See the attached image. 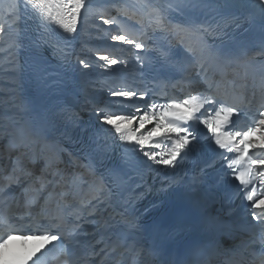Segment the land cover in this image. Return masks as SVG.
Listing matches in <instances>:
<instances>
[{
  "label": "snow or ice",
  "instance_id": "snow-or-ice-1",
  "mask_svg": "<svg viewBox=\"0 0 264 264\" xmlns=\"http://www.w3.org/2000/svg\"><path fill=\"white\" fill-rule=\"evenodd\" d=\"M87 0H16L14 8L8 14V19L15 15V21L11 25L0 22V35H4L9 27L16 29L17 39L13 40L11 47L20 48L19 42L20 21L22 12L31 10L33 15L38 12L42 21L58 25L64 33L74 34L78 30V22L83 19V13L87 11ZM226 7L236 8L244 20L253 21L259 19L264 24V0H164L160 9H154L156 13L155 28L176 37V43L184 48L185 56L191 61L184 65L173 61L174 67L186 72V78L192 76L195 70L196 76L203 84L207 85V94L201 99L200 95H191L181 102L175 100L163 106V110L157 112V105L150 106L152 114L144 111L139 115L141 108H136L131 114H111V110L96 108L95 111L103 124L110 126L114 136L126 145L131 146L133 152L142 153L149 161L156 165L174 167L177 157L181 156L190 144L196 141L194 131L190 129L189 122L197 121V113L205 105H219L215 108V116L201 119L199 123L205 124L213 134L215 145L227 153H235V158L230 159L224 153H220L221 160H227L228 169L235 173V179L240 182L241 192H247L243 199L247 200L251 219L259 225L257 232L250 233L247 238L234 241L229 225L210 218H204L203 226L206 233L204 242L198 245H189L184 249L179 264H264V197L257 198L254 195L255 186L253 181L260 179L264 187V171L258 166H264V159L253 157L249 149H264V44L260 46L257 53L253 55L244 54L242 57L231 52L213 51L204 38L208 35L219 33L221 24L219 21L211 23V18L219 15L221 9ZM170 13H178L189 18L188 23H173L169 18ZM195 15L209 17L208 21L196 23L191 19ZM240 16L233 15L225 20L235 23ZM105 24L114 23L113 20H104ZM196 36L199 46L187 43L185 37ZM74 38V37H73ZM113 42H123L134 45L138 50L144 49L145 45L127 38L125 35H112ZM69 42L63 43L53 40L48 33L47 24L41 33L29 41L28 58L25 61L23 71L36 86L37 103L31 107L17 108L16 118H5L7 123H0V138H6L8 144L0 147V160L5 153L14 159L11 167L0 171V204L7 205L12 197L9 190L13 185L27 184L26 177L31 176L29 163H35L43 159L45 168L42 176L36 182L27 184L23 193L24 213L21 220L27 219V224L19 227H11L0 235V250L12 240L18 232L29 231L31 236H23L22 239H39L44 241L32 253L25 256L19 264H36L33 256L45 248V244L63 240L64 246L58 248L55 254L54 264H112V256L120 251V260L117 264H169L165 258L169 245L173 242V233L162 235L155 227H145L135 218L121 214L120 219L113 223L105 220L102 225L94 228L100 238L96 239L93 233H82L81 222H90L87 216L100 215L103 205L102 197L105 195L107 186L103 179L96 182L90 191L88 198L80 201L78 205L59 202L56 207H51V197L45 200L40 207V212L33 215V208L37 197L31 192L39 183L41 191L47 187L43 176L55 167L59 153L63 150L59 144L47 135L49 128L58 125H68L76 121V116L69 109L63 107L60 102L53 104V100L62 95L63 82L62 68L67 64L71 53L68 51ZM166 60L171 59L170 52L162 53ZM257 55L260 59L257 60ZM102 68H110L118 63L109 55H100ZM83 68L90 65L83 59L78 60ZM243 66L241 74L233 66ZM229 69H231L229 71ZM220 81L225 83L222 91ZM216 85L215 89L213 85ZM251 86L252 95L257 97L262 108L259 111V119L255 126H249L246 130L226 132L223 129L232 124V118L238 114L239 108L229 103L230 98L239 96L242 100L245 92ZM231 89V92L228 89ZM111 96L125 99H133L137 93L132 90L111 91ZM144 92L139 93L143 99ZM249 104L251 100L248 101ZM26 111L28 119H24L20 112ZM138 122V126L137 123ZM152 125L151 127H146ZM255 133H260V141L246 139ZM205 139H208L205 137ZM159 140H167L171 147L167 151H157L162 145ZM94 160L103 169L112 184L125 183L126 170L133 165L130 157L125 154L119 159L110 155V147L107 141L95 143L93 149ZM89 174L95 175V169L91 164L83 165ZM242 169V170H238ZM130 179V178H129ZM253 185V191L248 192V186ZM0 219L6 222L8 210L0 207ZM13 224L16 221H12ZM99 224L98 221L94 222ZM118 229V231H117ZM55 231L56 234H52ZM83 236L90 237L89 240L81 239ZM226 238L232 240L226 247L219 240ZM80 249L79 255H70L68 245ZM256 246H260L256 250ZM43 255V253H41ZM223 255L224 259L220 257ZM39 259V257H37Z\"/></svg>",
  "mask_w": 264,
  "mask_h": 264
},
{
  "label": "bare ground",
  "instance_id": "bare-ground-1",
  "mask_svg": "<svg viewBox=\"0 0 264 264\" xmlns=\"http://www.w3.org/2000/svg\"><path fill=\"white\" fill-rule=\"evenodd\" d=\"M15 3L16 0H0V22L11 25L15 21L14 14L11 19L7 18ZM163 5L164 0H87V11L78 22L76 33H64L58 26L60 42L67 39L68 51L71 53L67 64L62 68L63 89L70 94H76L81 100L84 113L96 118L100 124L102 122L96 108H103L106 112L110 109L111 114L115 115L131 114L143 101L139 98V50L134 45L113 42L111 36L125 35L145 45L146 13L148 9H160ZM21 16L18 37L22 45L20 48L11 47L13 40L17 39L15 28L9 27L4 35H0V123H7V117L16 118L15 105L26 107V88L31 80L23 68L28 58L29 23L31 18L39 20L40 17L38 12L33 15L31 10L22 12ZM169 18L173 23L189 22L188 17L178 13H170ZM105 19L113 20L114 23L105 24ZM185 40L199 46L196 36L188 35ZM105 54L116 59L118 63L107 69L102 68L100 65L107 62L100 61L99 56ZM79 59L85 60L90 67L83 68L78 64ZM125 90L135 91L137 96L125 99L110 94L111 91ZM7 144L6 138H0V147ZM7 159H14V156L9 157L5 153L0 160V168L5 166Z\"/></svg>",
  "mask_w": 264,
  "mask_h": 264
},
{
  "label": "rangeland",
  "instance_id": "rangeland-1",
  "mask_svg": "<svg viewBox=\"0 0 264 264\" xmlns=\"http://www.w3.org/2000/svg\"><path fill=\"white\" fill-rule=\"evenodd\" d=\"M29 19H30V18H29ZM86 40H90V39L86 38Z\"/></svg>",
  "mask_w": 264,
  "mask_h": 264
}]
</instances>
